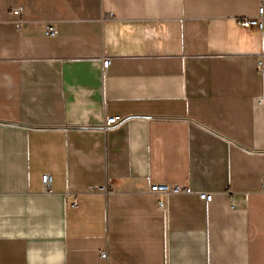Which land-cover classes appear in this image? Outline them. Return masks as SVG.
Here are the masks:
<instances>
[{"label": "crops", "instance_id": "0c3cea01", "mask_svg": "<svg viewBox=\"0 0 264 264\" xmlns=\"http://www.w3.org/2000/svg\"><path fill=\"white\" fill-rule=\"evenodd\" d=\"M261 2L0 0V264H264Z\"/></svg>", "mask_w": 264, "mask_h": 264}, {"label": "built area", "instance_id": "2783aa9c", "mask_svg": "<svg viewBox=\"0 0 264 264\" xmlns=\"http://www.w3.org/2000/svg\"><path fill=\"white\" fill-rule=\"evenodd\" d=\"M14 12L18 15L22 14V7H18L14 9ZM110 16H113L112 13L109 14ZM19 26L21 24V20L18 21ZM239 24L242 27L249 28V27H256L260 30H264V0H262L261 5L258 9V15L253 18H243L239 20ZM46 34L50 36H54L57 34V29L54 25L48 24L46 27ZM258 68L260 72L264 75V49L261 53L258 55ZM110 64L109 58L103 59V68L107 69V67ZM126 121V118L124 117H108L106 119L105 123V129H111L114 128ZM42 182L45 186V188L48 191H51V185H52V176L48 173L43 174L42 176ZM262 189L264 191V174L262 176ZM91 190H94L92 188ZM150 191L153 193H156L159 195L160 200L159 204L162 207H165L167 205V196L170 194H183V193H192L193 190L190 186L184 185V184H165V183H153L150 185ZM200 198L202 200H205L206 202H211L213 200L214 194L212 192H206L203 191L200 193ZM103 257H107V252L102 253Z\"/></svg>", "mask_w": 264, "mask_h": 264}]
</instances>
